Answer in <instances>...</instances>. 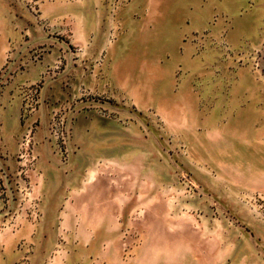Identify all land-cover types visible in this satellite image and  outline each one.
I'll return each mask as SVG.
<instances>
[{
    "label": "crops",
    "instance_id": "obj_1",
    "mask_svg": "<svg viewBox=\"0 0 264 264\" xmlns=\"http://www.w3.org/2000/svg\"><path fill=\"white\" fill-rule=\"evenodd\" d=\"M113 1L39 0L35 5L49 27L37 21L32 0H0V67L8 63L13 70L0 85V172L15 171L17 142L38 120V158L30 179L44 213L40 220L60 221L79 244L53 252L42 233L45 245L35 251V228L6 234L0 238V264H182L178 251L151 258L124 250V229L140 225L130 217L142 196L136 182L146 161L127 151L139 148L141 135L133 130L149 108L170 129L196 137L197 150L255 156L258 172H264V72L231 54L258 43L264 0H131L116 12ZM67 41L80 48V59L67 56L62 70L35 93L38 103L26 107L24 93ZM40 48L41 58L30 59ZM82 87L125 94L129 101L98 99L80 110L70 122L64 162L48 133V114L56 101ZM144 142L155 153L156 135ZM231 142L240 151H221ZM1 187L0 195L7 186ZM158 210L147 208V215L170 216L171 210ZM75 212H81V222H74ZM181 228L177 223L173 230ZM125 241L132 245V238Z\"/></svg>",
    "mask_w": 264,
    "mask_h": 264
},
{
    "label": "rangeland",
    "instance_id": "obj_2",
    "mask_svg": "<svg viewBox=\"0 0 264 264\" xmlns=\"http://www.w3.org/2000/svg\"><path fill=\"white\" fill-rule=\"evenodd\" d=\"M130 1L114 0L110 7L116 12L129 5ZM35 2L38 3L39 0L31 2L35 7L37 21L51 27L47 18L39 15V8L36 7ZM261 19L263 23L264 16ZM115 28L112 29L117 30ZM256 40L258 41L256 45L231 54H235L236 60L242 64H248L253 69L264 72L263 24L259 28ZM67 43L68 47L60 50L56 62L44 67L39 79L33 82L32 88L36 89V93L48 79H52L54 74L56 76V73L62 70L67 64V56L71 61L80 59V48L69 41ZM42 49L30 52V59L41 58ZM11 77L2 78L0 85L8 82ZM65 85L68 86L69 81ZM25 94L22 100L27 104ZM104 94L82 87L77 94H68L56 101L48 114L49 135L55 138L51 131L52 126L57 123V127H61L62 140L63 137L68 138L69 143L70 122L80 110L90 107L89 101L92 98L96 101L105 98L119 101L124 98L129 101L125 94ZM133 107L129 102L128 109L132 110ZM146 112L147 116L144 117L142 125L133 130L141 135L139 148L131 151L126 149L127 152H134L142 159L146 158V161L143 166H139V177L136 182V192L142 196L137 200V212L130 217L131 221L140 225L137 229L136 227L124 229L122 235L124 250L127 253L132 249H137V253L144 251L145 256L148 254L151 258L162 252L170 255L178 251V255L182 257V264H264V172H258V157L239 152L203 153L197 150L196 137L182 135L178 128L170 129L166 119L155 110L149 108ZM127 120L133 122L130 116ZM37 125L38 120L32 122L17 142L16 156L20 150L28 153L25 162L26 172L22 174L31 186V190L26 193L27 196L22 198V193L12 188L18 175L17 168L14 172H0L1 189H4L3 184L8 187L0 195V238L10 233H32L35 228V251L45 245V242L39 240L42 233L47 236V246L53 252L76 250L79 244L70 240L67 236L70 233L69 229H66L60 221L40 220L44 213L39 198L34 194L33 182L30 179L38 158L35 145ZM30 127L32 129L29 134V144L22 147L20 142L26 138L27 129ZM155 135L158 144L154 153L148 150V142L144 141ZM55 143L62 157L61 161L66 162L70 147L66 148L62 145L59 147L56 141ZM228 145H231L230 148H226ZM234 146L235 144L231 142L220 149L240 151L238 145ZM33 155L36 156L34 159ZM16 158L18 165L19 158ZM149 160H151L150 171L147 168ZM152 175L155 181L152 180ZM128 184L124 181L123 186L126 187ZM33 198H36L37 206ZM151 207L159 208V212L162 209L163 212L169 209L170 216H164L162 213L147 215L146 210ZM63 212L65 211H59V215ZM35 216L36 219H31ZM81 216V212H75L74 222H81ZM177 223H183L185 228L179 231L173 230ZM74 234H76L75 230H73ZM126 237L132 238L131 246L125 241Z\"/></svg>",
    "mask_w": 264,
    "mask_h": 264
},
{
    "label": "built area",
    "instance_id": "obj_3",
    "mask_svg": "<svg viewBox=\"0 0 264 264\" xmlns=\"http://www.w3.org/2000/svg\"><path fill=\"white\" fill-rule=\"evenodd\" d=\"M8 66L9 65L0 67V82L2 81L1 80L2 78H4V77L5 78H9L10 76L13 75V71L11 69H9ZM32 86H33V84L29 85V90L25 94L26 95V99H27L26 107H28V108H29L30 104H34V102H35L36 89L32 88ZM124 101H125L124 98H122L120 100V102H124ZM89 102H90V106H92L93 104L97 103V101L94 98H92ZM52 127L53 128H52L51 132L54 135V137L56 138V142H57L58 146L60 147V145H62L63 147L68 148L69 147L68 146V138L63 137V140H62L61 127L58 128L57 127V123H56V125L54 124ZM31 129H32V127L27 129V133H26V136H25L26 138L25 139L23 138V140H21L20 145L22 147L24 145L26 146V145L29 144V141H30L29 134L31 132ZM58 136H60L59 137L60 141L58 140ZM17 155H18L17 157L19 158L18 159L19 164L17 165V173H18V175H17V177L15 179V184H13L12 188L14 187L13 189L17 190L18 193H20V194L22 193V195H23L22 198H23V197H26L27 196L26 193H28V191L31 190V186L29 185L30 182L24 176H22V174L24 172H26V168H25L26 163L25 162L27 160L28 153L27 152L25 153L22 150H20V151H18ZM34 157H36V156L33 155V159H34ZM7 189H8V187H7ZM24 192H25V195H24ZM33 200H34V203L37 206L36 198H33Z\"/></svg>",
    "mask_w": 264,
    "mask_h": 264
}]
</instances>
